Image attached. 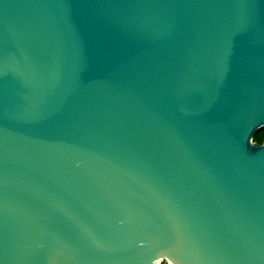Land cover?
<instances>
[{
  "label": "water",
  "instance_id": "obj_1",
  "mask_svg": "<svg viewBox=\"0 0 264 264\" xmlns=\"http://www.w3.org/2000/svg\"><path fill=\"white\" fill-rule=\"evenodd\" d=\"M264 0H0V264H264Z\"/></svg>",
  "mask_w": 264,
  "mask_h": 264
},
{
  "label": "trees",
  "instance_id": "obj_2",
  "mask_svg": "<svg viewBox=\"0 0 264 264\" xmlns=\"http://www.w3.org/2000/svg\"><path fill=\"white\" fill-rule=\"evenodd\" d=\"M254 141L258 143H264V128L257 131L254 135Z\"/></svg>",
  "mask_w": 264,
  "mask_h": 264
},
{
  "label": "rangeland",
  "instance_id": "obj_3",
  "mask_svg": "<svg viewBox=\"0 0 264 264\" xmlns=\"http://www.w3.org/2000/svg\"><path fill=\"white\" fill-rule=\"evenodd\" d=\"M162 264H168V263L164 262V263H162Z\"/></svg>",
  "mask_w": 264,
  "mask_h": 264
}]
</instances>
